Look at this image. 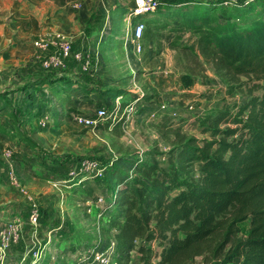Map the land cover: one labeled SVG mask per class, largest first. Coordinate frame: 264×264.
Instances as JSON below:
<instances>
[{
	"label": "rangeland",
	"instance_id": "rangeland-1",
	"mask_svg": "<svg viewBox=\"0 0 264 264\" xmlns=\"http://www.w3.org/2000/svg\"><path fill=\"white\" fill-rule=\"evenodd\" d=\"M157 1L161 9L151 19L162 28L152 29L137 53L129 18L134 0H0V229L23 221L22 241L0 264H33L37 251L48 264H116V231L108 232L104 201L99 202L112 184L83 170L81 161L139 154L168 168L172 146L155 125L163 116L175 117V126L204 139L209 134H203L198 115L246 101L251 82L243 78L247 85L231 98L228 81L190 48L196 39L181 25L183 14L200 11L197 1L204 0ZM40 37L68 40L89 57L97 98L81 103L77 97L68 109L48 99L43 88L31 92L47 74L33 45ZM78 73L77 79L85 76ZM99 100L116 117L92 128L76 125L73 114L88 113ZM150 151L158 153L154 160L146 156ZM34 206L41 213L36 227L29 222ZM240 228V237H246L250 219ZM137 245L149 254L142 259L133 252L130 264L159 263L158 241Z\"/></svg>",
	"mask_w": 264,
	"mask_h": 264
},
{
	"label": "trees",
	"instance_id": "trees-1",
	"mask_svg": "<svg viewBox=\"0 0 264 264\" xmlns=\"http://www.w3.org/2000/svg\"><path fill=\"white\" fill-rule=\"evenodd\" d=\"M214 1H197L200 11L184 13L181 25L196 39L191 50L197 48L228 81L229 96L247 85L245 78L252 83L248 97L198 115L203 134H209L204 139L175 126V117L163 116L155 125L172 146L168 168L139 154L98 161L105 170L102 180L112 184L103 210L108 232L116 231V264H130L135 251L145 259L149 249L137 245L142 240L159 242L158 264H193L197 258L203 264H264V0H240L224 10ZM160 9L140 19L146 26L143 40L152 29L161 30L160 21L151 19ZM75 46L73 53L85 56ZM79 69L82 79L75 76ZM45 71L31 92L43 88L48 99L68 109L77 97L81 103L97 98L90 68L84 71L73 57L64 69ZM100 100L90 108L108 106ZM157 154L146 156L154 160ZM248 219V234L240 237ZM44 261L33 264H48Z\"/></svg>",
	"mask_w": 264,
	"mask_h": 264
},
{
	"label": "built area",
	"instance_id": "built-area-1",
	"mask_svg": "<svg viewBox=\"0 0 264 264\" xmlns=\"http://www.w3.org/2000/svg\"><path fill=\"white\" fill-rule=\"evenodd\" d=\"M223 8H229L240 0H218ZM160 7L157 0H134V6L129 13V18L132 20V39L137 42V53L142 52V41L146 26L141 22V17L156 12ZM35 49L39 53L38 60L45 70L64 69L66 61L73 57L76 61L82 64L84 71L90 68L89 57L83 56L82 53L74 54L72 51L73 43L61 39L60 37H53L51 39L38 38L33 43ZM88 113H74L73 121L76 125L83 128H92L96 125H101L102 121L109 118H115L116 113L113 115L105 107H96L87 110ZM49 116L42 119L43 126L47 125ZM80 166L87 172H94L97 177H103L105 170L100 167L98 161L82 160ZM104 200L100 199L102 203ZM40 219L38 207L34 206L30 215L29 222L33 226H37ZM23 237V221L9 222L0 229V261L6 258V254L13 245L21 242ZM43 253L37 251L32 255L33 263H36L42 258Z\"/></svg>",
	"mask_w": 264,
	"mask_h": 264
},
{
	"label": "crops",
	"instance_id": "crops-1",
	"mask_svg": "<svg viewBox=\"0 0 264 264\" xmlns=\"http://www.w3.org/2000/svg\"><path fill=\"white\" fill-rule=\"evenodd\" d=\"M224 9V8H223ZM52 100V99H51ZM51 100H49L48 102H47V104H51V102H53V101H51ZM48 107H50V105H48L46 108H48Z\"/></svg>",
	"mask_w": 264,
	"mask_h": 264
}]
</instances>
